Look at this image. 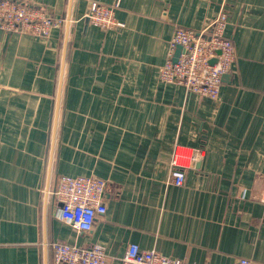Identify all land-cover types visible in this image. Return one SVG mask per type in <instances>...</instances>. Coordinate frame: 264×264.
<instances>
[{
	"label": "crops",
	"instance_id": "obj_1",
	"mask_svg": "<svg viewBox=\"0 0 264 264\" xmlns=\"http://www.w3.org/2000/svg\"><path fill=\"white\" fill-rule=\"evenodd\" d=\"M64 20L48 38L0 29V264H55L50 244L128 248L187 264H264V0H17ZM225 9L235 47L217 101L159 78L178 27ZM175 55V54H174ZM191 158L182 187L171 161ZM62 176L107 183L89 232L61 219Z\"/></svg>",
	"mask_w": 264,
	"mask_h": 264
},
{
	"label": "built area",
	"instance_id": "obj_2",
	"mask_svg": "<svg viewBox=\"0 0 264 264\" xmlns=\"http://www.w3.org/2000/svg\"><path fill=\"white\" fill-rule=\"evenodd\" d=\"M119 0L112 6L93 2L86 18L92 25L104 30L123 28L116 16ZM64 20H54L42 8L17 0H0V29L9 33H27L48 38ZM228 12L219 14L200 32L178 27L171 40L169 57L160 69L159 78L165 84L184 86L201 97L217 101L223 78L232 71L235 47L226 36ZM183 48L174 62L177 47ZM170 183L182 187L185 170L192 166L191 158L175 152L171 161ZM107 183L95 176H62L55 189L57 203L61 204V219L77 232H89L96 220L106 214L105 193ZM264 202V199L263 201ZM55 264H108V255L100 246L81 248L66 243L50 244ZM122 264H187L162 255L156 250H141L136 244L129 246ZM235 264H251L240 259Z\"/></svg>",
	"mask_w": 264,
	"mask_h": 264
},
{
	"label": "water",
	"instance_id": "obj_3",
	"mask_svg": "<svg viewBox=\"0 0 264 264\" xmlns=\"http://www.w3.org/2000/svg\"><path fill=\"white\" fill-rule=\"evenodd\" d=\"M182 51H183V48L181 46L177 47L176 52H175V55H174V58H173V61L174 62H177L178 61V58H179L180 54L182 53ZM57 204L60 207H62L60 203H57Z\"/></svg>",
	"mask_w": 264,
	"mask_h": 264
}]
</instances>
